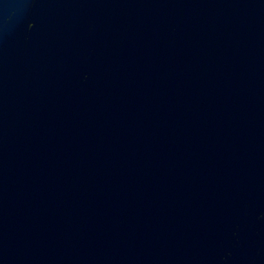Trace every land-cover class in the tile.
Listing matches in <instances>:
<instances>
[{
  "label": "water",
  "instance_id": "water-1",
  "mask_svg": "<svg viewBox=\"0 0 264 264\" xmlns=\"http://www.w3.org/2000/svg\"><path fill=\"white\" fill-rule=\"evenodd\" d=\"M0 264H264V0H0Z\"/></svg>",
  "mask_w": 264,
  "mask_h": 264
}]
</instances>
